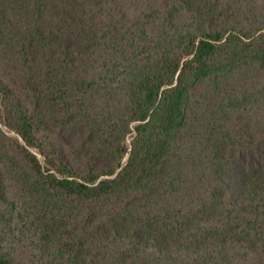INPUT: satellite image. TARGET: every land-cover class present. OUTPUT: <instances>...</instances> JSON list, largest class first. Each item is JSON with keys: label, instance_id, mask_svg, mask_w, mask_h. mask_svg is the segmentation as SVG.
<instances>
[{"label": "trees", "instance_id": "1", "mask_svg": "<svg viewBox=\"0 0 264 264\" xmlns=\"http://www.w3.org/2000/svg\"><path fill=\"white\" fill-rule=\"evenodd\" d=\"M0 264H264V0H0Z\"/></svg>", "mask_w": 264, "mask_h": 264}]
</instances>
